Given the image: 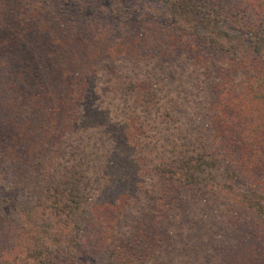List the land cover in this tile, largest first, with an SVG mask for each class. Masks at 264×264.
<instances>
[{"label": "trees", "instance_id": "16d2710c", "mask_svg": "<svg viewBox=\"0 0 264 264\" xmlns=\"http://www.w3.org/2000/svg\"><path fill=\"white\" fill-rule=\"evenodd\" d=\"M101 1L0 0V264H264V0Z\"/></svg>", "mask_w": 264, "mask_h": 264}, {"label": "rangeland", "instance_id": "374dc122", "mask_svg": "<svg viewBox=\"0 0 264 264\" xmlns=\"http://www.w3.org/2000/svg\"><path fill=\"white\" fill-rule=\"evenodd\" d=\"M141 2H142L141 0H126V2L124 3V5H126L132 12V17H139L141 19V17L138 16L141 13V4H142ZM113 4H114L113 0H102L101 4L89 6L88 13L89 14L94 13V15H96L98 19H101V22L103 21L101 27H103L105 21L107 20L113 23L114 25L113 27L116 30V35L121 36L123 35V30L116 25L118 21L117 16L113 15L112 17L111 16L108 17V12H106V10H109ZM18 19L19 21L17 20L16 22L18 27L20 25L25 26L27 22H30L31 24L30 26L32 27L33 23L31 21H28L26 17L19 15ZM140 19H138L137 22H139ZM118 49L120 51L121 46H119ZM132 59L133 56L129 52L127 54L120 52L117 56L114 57V59L108 60L107 58H104V60H102V62L100 61L99 63H97V65L95 66L92 65V67L94 68L96 67L95 68L96 72L94 74L96 76V79L94 82L96 83L95 97H96L97 105L100 104L102 105L104 103L105 105L106 104L110 106L112 105V107L114 108L125 106L127 102V100H125L127 93H125V88L123 87V83L125 84L127 83V78H125V76L128 77L130 71L127 70L126 66L128 61H132ZM91 70H89V72L87 71V73L90 74ZM76 71L81 72L83 71V69H81L80 66L76 65ZM139 72L141 73L140 69ZM194 87L197 86L195 85ZM188 88L190 87L188 86ZM103 89H108L110 92L108 91L104 92ZM190 90L191 93H194L196 91L194 89H190ZM194 102L191 101L189 103H185L186 106L185 107L179 106V109H183L185 111L191 110V112L199 109L201 107V104L196 105V103ZM192 107H194V109H192ZM176 123L174 122L172 126H169V129H173L175 131Z\"/></svg>", "mask_w": 264, "mask_h": 264}]
</instances>
